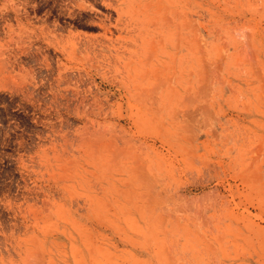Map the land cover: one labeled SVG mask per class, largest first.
I'll return each mask as SVG.
<instances>
[{
    "label": "rangeland",
    "instance_id": "374dc122",
    "mask_svg": "<svg viewBox=\"0 0 264 264\" xmlns=\"http://www.w3.org/2000/svg\"><path fill=\"white\" fill-rule=\"evenodd\" d=\"M0 264H264V0H0Z\"/></svg>",
    "mask_w": 264,
    "mask_h": 264
}]
</instances>
